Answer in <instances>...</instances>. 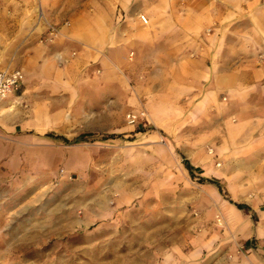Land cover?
I'll list each match as a JSON object with an SVG mask.
<instances>
[{
	"label": "rangeland",
	"instance_id": "obj_1",
	"mask_svg": "<svg viewBox=\"0 0 264 264\" xmlns=\"http://www.w3.org/2000/svg\"><path fill=\"white\" fill-rule=\"evenodd\" d=\"M2 2L0 65L37 88L26 113L68 115L53 131L69 141L12 138L0 264H264V0H108L102 18L122 38L87 66L48 34L57 24L38 26L40 10ZM59 47L74 79L49 89L40 71Z\"/></svg>",
	"mask_w": 264,
	"mask_h": 264
},
{
	"label": "crops",
	"instance_id": "obj_2",
	"mask_svg": "<svg viewBox=\"0 0 264 264\" xmlns=\"http://www.w3.org/2000/svg\"><path fill=\"white\" fill-rule=\"evenodd\" d=\"M227 3L232 4L229 0H227ZM2 6V8L13 6L12 9L21 12L25 11L26 14L30 15L40 10L42 17L37 21L38 26L43 28L51 23L57 24L59 26L58 37L60 36L57 43H62L63 40L76 43L78 50L81 51V55L87 56L85 61L86 66L91 65L95 60L101 62L109 46L114 42H120L122 38V29H117V25H115L116 29L113 30L102 18L101 11L112 8V5H108V0H3ZM167 6L170 8V3ZM179 6V9L191 8L188 7L187 3H180ZM197 7L201 8L200 5H195V8ZM209 7L204 6V8ZM35 20H37V17L34 14L30 17V23H35ZM150 21L152 22L150 26L136 28V37L133 39V42L137 47L139 45H147L148 35L152 33L151 25L155 23L154 19ZM136 24L140 26L139 22ZM229 40V38L226 40L228 47L225 46V48L227 50L229 49ZM167 47H169V43ZM52 49L44 59V67L40 71L41 75L47 76L50 81L44 86H48L49 89L57 87L68 88L67 86L74 79L75 73L73 71L69 73L66 68L57 65L56 62L59 56L65 55L66 49L61 50L60 47L61 51H54ZM78 50H76V53ZM0 66L3 68H13L7 64ZM65 74L68 77L65 78ZM25 84L21 92L11 93L1 107L0 161H2L3 165L7 166L11 165L14 157L19 158V151L12 150L15 148L12 145V138L15 135H18L23 140V144L27 146L36 145L38 142H44L45 139H51V137L69 141L68 136L64 133H55L53 131L55 128L64 126L65 119H68L67 114L64 116L60 115L59 117L47 116L40 118L38 111L34 113L32 108L27 113L24 111L21 107L22 101L35 100L37 98V88L33 84H29L28 86H25ZM59 85L63 86L59 87ZM10 136L12 137L10 138Z\"/></svg>",
	"mask_w": 264,
	"mask_h": 264
},
{
	"label": "built area",
	"instance_id": "obj_3",
	"mask_svg": "<svg viewBox=\"0 0 264 264\" xmlns=\"http://www.w3.org/2000/svg\"><path fill=\"white\" fill-rule=\"evenodd\" d=\"M50 36H57L59 34V26L50 25L48 29ZM23 72L19 68H3L0 66V107L6 98L13 92L17 91L23 82ZM130 121H135L134 115H129Z\"/></svg>",
	"mask_w": 264,
	"mask_h": 264
},
{
	"label": "trees",
	"instance_id": "obj_4",
	"mask_svg": "<svg viewBox=\"0 0 264 264\" xmlns=\"http://www.w3.org/2000/svg\"><path fill=\"white\" fill-rule=\"evenodd\" d=\"M111 136H112V135H111ZM84 137H85V136H81L80 138H84ZM183 163H184L186 169L188 170L189 174H190L191 176H193V175H194V170H196L197 168H194V167L189 163V161L186 160V159L183 160ZM200 180H201V182H205V181H207V182H209V183L215 184V185H216V186L222 191V185H221L220 181H218V179H216V178L205 179V178L201 177ZM235 205H236L238 208H240V209H244L245 211H252V209H251L248 205H246V204H244V203H235ZM253 216H255L254 213H253ZM254 220H255V217H254Z\"/></svg>",
	"mask_w": 264,
	"mask_h": 264
}]
</instances>
